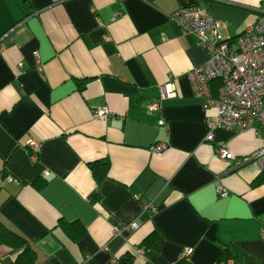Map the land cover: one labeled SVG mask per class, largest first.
<instances>
[{"label": "crops", "instance_id": "obj_1", "mask_svg": "<svg viewBox=\"0 0 264 264\" xmlns=\"http://www.w3.org/2000/svg\"><path fill=\"white\" fill-rule=\"evenodd\" d=\"M196 5L232 43L264 16V0H0V170L13 179L0 230L25 242H0V264H264V170L216 155L223 143L248 158L261 138L205 140L215 111L188 75L208 53L170 18ZM164 85L175 97L159 101Z\"/></svg>", "mask_w": 264, "mask_h": 264}, {"label": "built area", "instance_id": "obj_2", "mask_svg": "<svg viewBox=\"0 0 264 264\" xmlns=\"http://www.w3.org/2000/svg\"><path fill=\"white\" fill-rule=\"evenodd\" d=\"M170 18L183 34L193 35L199 46L208 53L206 64L195 68L188 75L194 96L203 100L205 110L215 111V120H207L208 134L205 140L214 141V129L253 130L261 138L262 145L251 156L237 160L223 143L216 146V155L225 163L233 160L241 164L252 160L264 170V16L248 25L232 44L222 37L224 22L212 18L201 5L180 8ZM34 57L39 69L36 52ZM213 81L220 82L216 95H213L210 86ZM173 97L175 92L169 85L159 88V101ZM159 101L151 103L149 110H156ZM94 115L112 117L105 109L96 110ZM159 124L163 125L164 121ZM37 146L34 140L28 142L31 150ZM164 148V145H159L154 150L160 152ZM12 181V177L0 170V189ZM219 193L221 196L226 195L223 190H219ZM139 225L133 223L129 230H136ZM260 238L264 240V227L260 230ZM192 252L191 248L185 249L181 258H187ZM221 264L236 263L232 258H227Z\"/></svg>", "mask_w": 264, "mask_h": 264}, {"label": "trees", "instance_id": "obj_3", "mask_svg": "<svg viewBox=\"0 0 264 264\" xmlns=\"http://www.w3.org/2000/svg\"><path fill=\"white\" fill-rule=\"evenodd\" d=\"M232 42H233L232 40L228 41L229 44H232ZM210 86L213 95H216V92L220 86V82L213 81ZM108 168H109V164L107 161L94 162L90 165L92 175L97 183H99L103 178L106 177ZM261 183H264V172H262L261 175L255 180V184H261ZM65 230L67 235L73 240L77 239L82 234L81 231L78 232L77 230H72L69 228H66ZM0 242L10 245L14 248H19V247L21 248L25 243L19 236L9 232L5 228L0 230ZM27 251L28 249L25 248L24 252L27 253ZM227 258L228 256H225V258L223 259L225 260Z\"/></svg>", "mask_w": 264, "mask_h": 264}]
</instances>
